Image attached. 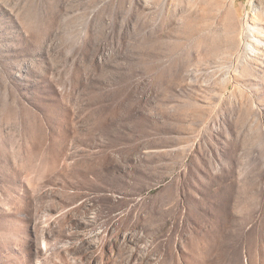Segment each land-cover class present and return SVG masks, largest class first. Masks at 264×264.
<instances>
[{"label": "rangeland", "instance_id": "374dc122", "mask_svg": "<svg viewBox=\"0 0 264 264\" xmlns=\"http://www.w3.org/2000/svg\"><path fill=\"white\" fill-rule=\"evenodd\" d=\"M0 264H264V0H0Z\"/></svg>", "mask_w": 264, "mask_h": 264}]
</instances>
